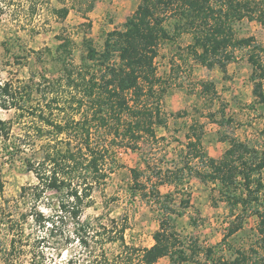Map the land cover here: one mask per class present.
Instances as JSON below:
<instances>
[{
	"label": "trees",
	"instance_id": "16d2710c",
	"mask_svg": "<svg viewBox=\"0 0 264 264\" xmlns=\"http://www.w3.org/2000/svg\"><path fill=\"white\" fill-rule=\"evenodd\" d=\"M58 1L61 7L52 8L51 0H0V20L8 14L23 27L24 21L32 22L45 9L63 21L69 9L65 0ZM92 9L91 2L86 11ZM173 15L179 22L177 29L191 34L187 53L208 70L218 67L225 74L227 65L236 59L235 52L246 50L252 67V95L256 104H264V45L254 37L237 38L234 29V24L244 19L264 27V0H141L122 29L106 33L100 50L90 38L83 37L85 54L78 67L67 60L72 55V40L58 36L59 43L49 55L62 65L60 78L41 76L33 86L0 81V109H13L18 117L30 120L24 137L32 131L35 138H49L39 146V160L24 159L25 171L33 174L35 183L22 187L13 199L0 200L2 264H22L21 257L28 251H32V258L38 254L41 259L45 254L42 246L53 245V238L65 234L85 249L99 240L116 245L118 251L111 259L101 248L96 262L86 264H156L162 258H168L169 264H200L195 259L196 248L187 252L175 228L176 219L190 205L189 195L180 198L177 210L169 204L173 195H161L158 189L164 183L178 189L186 176L216 188L218 200L233 217L225 237L240 231L248 217L258 220L257 248L237 249L232 259L211 260V264H263L259 250L264 254V147L225 135L222 139L228 147L214 159L203 147L200 126L189 127L181 166L172 170L153 168L151 175L155 176L151 177L156 182L149 189V176L141 182L143 172L130 170L132 196L157 203L158 229L152 234L150 247L127 245L126 220L104 224L99 217L92 222L81 219L93 189L105 183L114 170V149L135 150L145 138L155 141L156 128L165 126L161 109L165 89L156 74L155 58L159 44L172 39L164 24ZM86 26L90 27V22ZM8 43L2 44L6 52ZM200 86L202 94L214 93L211 82H201ZM59 90L68 94L66 98ZM11 127L12 122L0 120L4 154L13 160L33 146L13 137ZM261 134L264 139V132ZM2 188L0 182V197ZM51 194L55 204L48 198ZM70 226L72 230L66 233ZM67 235L65 244L70 239ZM211 252H206L209 259ZM65 264L76 263L69 259Z\"/></svg>",
	"mask_w": 264,
	"mask_h": 264
},
{
	"label": "rangeland",
	"instance_id": "374dc122",
	"mask_svg": "<svg viewBox=\"0 0 264 264\" xmlns=\"http://www.w3.org/2000/svg\"><path fill=\"white\" fill-rule=\"evenodd\" d=\"M140 1L65 0L64 5L69 9L65 20L55 19L44 9L32 22L24 21L23 27L13 21L15 17L4 15L0 20V81L13 86H33L39 83L41 76L51 80L60 78L62 65L49 55L54 53L59 43L58 36H67L72 40V55L67 60L78 67L85 54L83 37L90 38L100 50L106 33L122 29L126 18L135 11ZM91 2L93 9L87 12ZM50 6L59 8L61 4L58 0H51ZM87 22H90V27L86 26ZM178 24L175 15L165 21L164 26L172 39L159 44L155 58L156 74L161 81L160 86L165 89L161 101L165 126L156 128L155 141L145 138L135 150L114 149V170L105 183L93 189L90 204L83 208L81 214L83 221L92 222L99 217L104 224H110V220H126L125 242L139 249L153 244L152 234L158 229V207L152 199L132 196L129 189L131 169L143 172L141 182H145V177L149 176V189L150 184L156 182L151 177L155 176L154 173L151 175L153 168L172 170L181 166L185 136L191 125L201 127L203 147L207 155L214 159L220 158L228 147L222 139L225 135L264 147L261 134L264 132V104L258 105L254 101L253 83L250 81L252 67L247 61L246 50L235 52L236 59L227 65L225 74L218 67L208 70L195 63L187 53V46L192 43L191 34L177 29ZM234 29L237 38L254 37L257 43L264 45V27L258 22L244 19L234 24ZM6 41L9 42L8 52L2 45ZM201 82H211L214 93L202 94ZM261 83L264 88V78ZM61 91V97L68 95ZM33 98H38L36 92ZM227 119L230 122H225ZM0 120L12 122L13 137L17 140L20 137L25 144L33 146V149L26 150L12 160L4 154L3 140L0 138L2 201L15 198L22 187L35 183L33 174L25 171L24 159L39 160V146L49 138H35L32 131L24 137V130L30 120L18 117L13 109H0ZM262 176L264 182V171ZM175 187L174 184L164 183L158 189L161 195H173V201L169 204L177 210L180 198L189 195L190 205L184 210V215L176 219L175 228L187 252H190L188 249L196 248L195 259L200 264L232 259L237 249L257 248L256 217H248L240 231L225 237L233 217L227 206L218 200L213 185L203 184L194 176H186L182 185L178 189ZM48 198L55 204L54 195H48ZM41 209L44 210V207ZM67 230L70 232L72 226L66 229V233ZM65 236L56 237V240L53 238V245H43L45 254L41 259L37 257L38 254L32 258V251H28L21 257L22 264H65L69 259L76 264H86L96 262L101 248H104L110 259L118 251L116 245L100 240L95 244L91 242L90 247L85 249L71 235H67L70 239L65 244ZM57 243L63 244L56 247ZM208 249L212 251L210 259L206 257ZM259 253L264 257L262 251L259 250ZM156 264H169V259L162 258Z\"/></svg>",
	"mask_w": 264,
	"mask_h": 264
}]
</instances>
